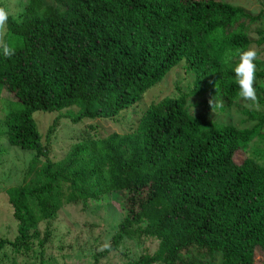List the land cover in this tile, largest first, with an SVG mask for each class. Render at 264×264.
Returning <instances> with one entry per match:
<instances>
[{
    "label": "trees",
    "instance_id": "1",
    "mask_svg": "<svg viewBox=\"0 0 264 264\" xmlns=\"http://www.w3.org/2000/svg\"><path fill=\"white\" fill-rule=\"evenodd\" d=\"M52 1L27 0L9 15L16 54H0V96L13 98L1 132L30 152L24 180L6 190L16 235L0 239V249H29L39 222L45 241L47 222L65 204L124 191L127 212L109 249L156 241L151 254L125 264H253L254 248L264 250V94L258 108L242 103V121L227 112L244 102L237 50L250 44L247 29L264 5L250 13L227 0ZM256 35L260 45L264 33ZM180 64L191 84L149 101L131 131L101 137L94 123L60 160L48 158L60 119L110 122ZM261 80L264 69L256 71L258 94ZM35 112L56 113L44 135Z\"/></svg>",
    "mask_w": 264,
    "mask_h": 264
},
{
    "label": "rangeland",
    "instance_id": "2",
    "mask_svg": "<svg viewBox=\"0 0 264 264\" xmlns=\"http://www.w3.org/2000/svg\"><path fill=\"white\" fill-rule=\"evenodd\" d=\"M26 1L0 0V6L5 7L10 15L16 16L25 7ZM227 1L250 13H257L264 5V0ZM42 2L44 5L56 6L52 0H42ZM257 31L264 33V17L247 29L250 44L246 50L248 48L257 49L258 59L255 63L256 71H259L264 69V41L260 45L256 44ZM192 80L191 74L184 73L180 64L178 70H171L165 79L147 92L136 106L121 113L110 122L97 118L73 126L69 120L60 119L50 137L48 158L52 161L60 160L76 142L77 136L93 132L88 125L94 123L99 126L98 133L101 137L111 132L131 131L137 119L134 113L140 114V111L153 98L165 94H176L175 85L185 90ZM258 85L262 90L259 94L257 93L259 97L262 93L264 94V80L259 81ZM12 100L13 98L8 95L0 96V119L7 109L8 102ZM242 103L246 101L232 106L227 112L232 120H243L244 114L241 109L245 106ZM55 116V112H35L33 117L34 119L36 117L38 131L44 135L48 127L52 125ZM2 129L3 124L0 120V239L8 241L16 235V221L7 203L6 190L20 185L24 180L23 175L30 152L7 144L1 132ZM251 145L249 148L252 147ZM248 151V149L238 150L233 155V160L239 163ZM126 197L127 193L124 191L112 192L96 199H88L84 203L79 201L75 204L63 205L47 222L48 238L45 241L42 239L46 222H39L37 226L39 234L32 239L29 249L20 248V251H15L5 244L0 249V264H92L93 262L96 264H125L127 260L134 259L143 253L151 254L156 248V241L141 237L124 240L114 250H98L106 242L110 243L111 236L117 229V223L126 214L128 208L125 202ZM211 262L217 264L218 258L215 257V260ZM253 264H264V250L254 248Z\"/></svg>",
    "mask_w": 264,
    "mask_h": 264
},
{
    "label": "clouds",
    "instance_id": "3",
    "mask_svg": "<svg viewBox=\"0 0 264 264\" xmlns=\"http://www.w3.org/2000/svg\"><path fill=\"white\" fill-rule=\"evenodd\" d=\"M9 11L0 6V54L6 58H11L16 54V48L6 38ZM239 62L234 67L235 80L239 86V97L249 101L250 107H259L256 84V63L258 51L255 48L247 50H237ZM110 248V243L106 242L98 250L105 251Z\"/></svg>",
    "mask_w": 264,
    "mask_h": 264
}]
</instances>
